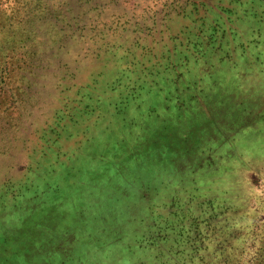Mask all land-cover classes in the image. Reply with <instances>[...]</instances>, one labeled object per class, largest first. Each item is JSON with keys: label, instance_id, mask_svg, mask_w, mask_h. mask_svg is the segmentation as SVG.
<instances>
[{"label": "rangeland", "instance_id": "374dc122", "mask_svg": "<svg viewBox=\"0 0 264 264\" xmlns=\"http://www.w3.org/2000/svg\"><path fill=\"white\" fill-rule=\"evenodd\" d=\"M257 245L264 0H0V264Z\"/></svg>", "mask_w": 264, "mask_h": 264}, {"label": "trees", "instance_id": "16d2710c", "mask_svg": "<svg viewBox=\"0 0 264 264\" xmlns=\"http://www.w3.org/2000/svg\"><path fill=\"white\" fill-rule=\"evenodd\" d=\"M197 11V10H196ZM13 64H15V63H13ZM12 72L13 71H15V67H12ZM13 75V74H12ZM178 161V160H177ZM262 249V250H261ZM253 251H254V253L256 254V255H258L257 257H255V258H253V259H255L254 260V262H252V264H264V260H261V257H262V255H264V247H262V246H259V245H257V246H255L254 248H253ZM260 252V253H259Z\"/></svg>", "mask_w": 264, "mask_h": 264}]
</instances>
